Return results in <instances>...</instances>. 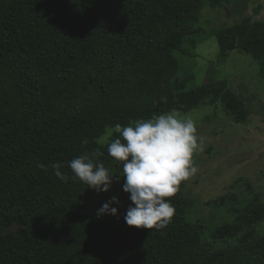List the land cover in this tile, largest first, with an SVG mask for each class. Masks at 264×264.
<instances>
[{
    "label": "trees",
    "instance_id": "16d2710c",
    "mask_svg": "<svg viewBox=\"0 0 264 264\" xmlns=\"http://www.w3.org/2000/svg\"><path fill=\"white\" fill-rule=\"evenodd\" d=\"M202 7L203 0H0V228L26 223L0 235V264H264V235L254 234L264 204L213 234L241 236L240 244L215 249L202 241L206 225L187 218L184 181L167 198L175 211L166 227H123L92 220L95 190L67 166L99 149L100 162L122 168L99 143L106 130L173 109L221 101L235 123L248 119L225 80L170 86L179 67L173 52L198 32ZM217 38L220 61L239 48L264 78V22L245 18ZM57 162L67 182L51 168Z\"/></svg>",
    "mask_w": 264,
    "mask_h": 264
},
{
    "label": "rangeland",
    "instance_id": "374dc122",
    "mask_svg": "<svg viewBox=\"0 0 264 264\" xmlns=\"http://www.w3.org/2000/svg\"><path fill=\"white\" fill-rule=\"evenodd\" d=\"M248 17L252 18V23L264 22V0H203L198 32L185 37L182 51L173 52L179 64L170 83L173 89L191 90L206 84L213 76L216 80H225L250 113L245 122L237 124L221 101L205 103L190 112H179L194 121L198 135L205 141L204 150L194 156L197 173L184 181V194L189 200L187 218L192 223L206 225L202 241L215 249L240 244L241 236L220 240L213 234L232 224L240 211L264 204V78L260 63L239 48L230 50L225 60L220 61L217 38L221 30ZM161 100L165 102L167 98L161 97ZM113 128H108L99 140L106 146L105 154L109 157L107 147L116 135L110 134ZM106 167L113 177L111 188L107 192L94 189L87 210L93 221L105 219L129 227L124 216L134 204L130 194L123 190L122 168L114 163ZM37 190L33 187L28 195ZM112 197L120 201L112 205L118 208V215H98V209ZM42 211L43 208H39L25 219ZM25 226L24 221H15L1 227L0 235ZM254 232L256 236L264 235V220L255 225Z\"/></svg>",
    "mask_w": 264,
    "mask_h": 264
},
{
    "label": "clouds",
    "instance_id": "9594fccd",
    "mask_svg": "<svg viewBox=\"0 0 264 264\" xmlns=\"http://www.w3.org/2000/svg\"><path fill=\"white\" fill-rule=\"evenodd\" d=\"M117 134L108 144L107 152L116 162L122 163L123 190L130 194L135 206L124 216L129 226L161 229L174 215V207L167 198L174 196L183 181L197 173L195 154L204 150V137L198 135L194 121L173 109L149 119L116 124L110 134ZM99 149L80 155L67 162L72 179L86 183L97 191L111 188V171L99 157ZM47 172L44 165H39ZM55 175L64 182L68 175L61 171L60 163H53ZM118 197H112L98 209V215H118Z\"/></svg>",
    "mask_w": 264,
    "mask_h": 264
}]
</instances>
